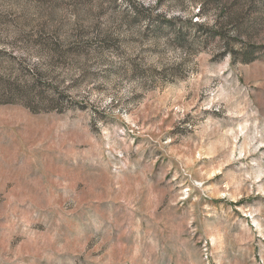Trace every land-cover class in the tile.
I'll return each instance as SVG.
<instances>
[{"label":"rangeland","instance_id":"1","mask_svg":"<svg viewBox=\"0 0 264 264\" xmlns=\"http://www.w3.org/2000/svg\"><path fill=\"white\" fill-rule=\"evenodd\" d=\"M34 81L0 264H264V0H0V82Z\"/></svg>","mask_w":264,"mask_h":264},{"label":"trees","instance_id":"2","mask_svg":"<svg viewBox=\"0 0 264 264\" xmlns=\"http://www.w3.org/2000/svg\"><path fill=\"white\" fill-rule=\"evenodd\" d=\"M170 24V22H169ZM188 28H193V29H198V31H207L208 29L205 28V25H201L195 23H192V20H190V22L188 23ZM179 37L178 40L180 41L182 37H184L185 35H183L182 31H180L179 33ZM226 51V50H225ZM249 62V61H247ZM37 91V81L33 82V84L31 86H27V87H15L14 85L8 84L7 82H0V104L6 105L8 103H18V101H30L32 99L37 98L38 92ZM21 98H23L22 100H20Z\"/></svg>","mask_w":264,"mask_h":264}]
</instances>
